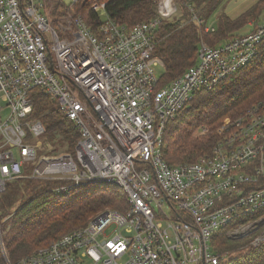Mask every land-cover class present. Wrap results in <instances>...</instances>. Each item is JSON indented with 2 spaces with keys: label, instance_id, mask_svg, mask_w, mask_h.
Returning <instances> with one entry per match:
<instances>
[{
  "label": "built area",
  "instance_id": "1",
  "mask_svg": "<svg viewBox=\"0 0 264 264\" xmlns=\"http://www.w3.org/2000/svg\"><path fill=\"white\" fill-rule=\"evenodd\" d=\"M81 1L0 0V196L19 180L58 181L59 193L106 183L124 190L128 209L106 210L18 264H219L214 235L264 210V188L250 189L264 179V101L227 121L194 163H166L165 126L257 57L264 23L217 47L202 43L197 63L159 88L155 36L179 13L174 0H158V16L132 29L108 19L98 34L75 10ZM92 8L106 16V3ZM35 92L78 129L73 156L54 152ZM210 132L201 125L196 136ZM256 220L234 236L256 231ZM252 243L264 245V233Z\"/></svg>",
  "mask_w": 264,
  "mask_h": 264
},
{
  "label": "trees",
  "instance_id": "2",
  "mask_svg": "<svg viewBox=\"0 0 264 264\" xmlns=\"http://www.w3.org/2000/svg\"><path fill=\"white\" fill-rule=\"evenodd\" d=\"M181 12L180 21L163 23L156 33L154 55L163 60L165 70L159 88L169 85L185 74L198 61L202 43L217 47L225 41L254 33L264 23V0L256 3L239 17L232 19L224 10L228 0H174ZM94 3H106V16L93 10ZM158 0H83L75 5L89 29L98 34L103 22L110 19L129 29L158 16ZM218 13L217 23L208 26ZM197 20H194L193 15ZM250 25H252L250 27ZM213 29L207 30V29ZM247 30L245 33L241 31ZM34 115L41 116L55 153L75 152L80 139L78 129L58 111L49 98L35 92ZM264 101V42L257 57L215 89L197 93L176 119L165 126L162 154L170 166L196 162L210 155L219 140L217 129L227 118H236L244 111ZM206 125L210 134L194 136ZM58 181L19 180L10 184L0 196V217L3 225L5 253L0 251V264H18L38 249L49 247L66 235L85 228L98 214L106 210L125 213L128 198L124 190L106 183H90L65 193L58 190ZM264 179L250 189H263ZM264 216L243 215L229 228L217 232L211 240L219 264H264V245L251 248L254 237L230 239L228 233L243 224ZM9 220V223L7 222ZM6 227V229H4ZM225 256H230L224 260Z\"/></svg>",
  "mask_w": 264,
  "mask_h": 264
},
{
  "label": "rangeland",
  "instance_id": "3",
  "mask_svg": "<svg viewBox=\"0 0 264 264\" xmlns=\"http://www.w3.org/2000/svg\"><path fill=\"white\" fill-rule=\"evenodd\" d=\"M65 2L67 3V4H69L70 2H71V0H65ZM253 5L251 4V5H248L247 7H245L244 9H242L241 11H238L235 15H237V14H240V13H242V12H245L247 9H249L250 7H252ZM103 14H104V12H103ZM181 12L179 11V13L176 15V16H174V17H172V18H170V19H167V20H165V24H174V23H176V22H178V21H180V19H181ZM217 18H218V13H215L212 17H211V19H210V21H209V23H208V26H213V25H215L216 23H217ZM247 30L248 29H246V30H244V31H241L240 33H245V32H247ZM156 72L159 74V75H162L163 74V69L162 68H157L156 69ZM246 114V111H244L243 113H241L238 117H236V118H227L225 121H224V123L217 129V131H216V134H218L219 135V133H218V130L227 122V121H231V122H229L230 124H232V122H235V121H237L239 118H242L244 115ZM196 133H197V130H196V132H195V134H194V136L195 137H197V138H203V137H198V136H196ZM49 137V136H48ZM219 137V136H218ZM219 139H220V137H219ZM50 140L55 144V145H57L58 144V142H57V140H55L52 136L50 137ZM217 143H219V140L216 142V144ZM212 151H213V149H212ZM62 154H64V153H62ZM200 159V158H199ZM198 159V160H199ZM261 219H264V216L263 217H261V218H259V219H257L256 220V222H258V221H260ZM8 223H9V220L7 221ZM257 227V230L256 231H254V232H251V231H249L247 234H246V236L245 237H254L255 239H257L259 236H261L263 233H264V220H263V222L261 223V224H259V225H257L256 226ZM241 228V227H240ZM240 228H238V230L240 231ZM4 229H6V227H4ZM237 231V229L235 230V231H233V232H231L230 233V231H229V233H228V237L230 238V239H239L238 237H235L234 236V233ZM240 237V236H239ZM244 237V238H245ZM255 239H254V241H255ZM251 246V248H255L254 246H253V243L250 245ZM262 246V245H261ZM260 247V246H259ZM39 250V249H38ZM1 251V250H0ZM36 252V251H35ZM4 255H6V254H4ZM230 258V256H225L224 257V260H228Z\"/></svg>",
  "mask_w": 264,
  "mask_h": 264
},
{
  "label": "crops",
  "instance_id": "4",
  "mask_svg": "<svg viewBox=\"0 0 264 264\" xmlns=\"http://www.w3.org/2000/svg\"><path fill=\"white\" fill-rule=\"evenodd\" d=\"M256 1L257 0H228V2L226 3V5L224 7V10H225V13L230 18L235 19L244 13V12H242L240 14L235 15L238 11H241L242 9L247 7L248 5H251V4L254 5L256 3ZM251 26L252 25H250V27Z\"/></svg>",
  "mask_w": 264,
  "mask_h": 264
}]
</instances>
